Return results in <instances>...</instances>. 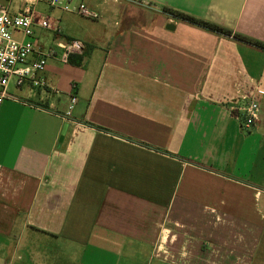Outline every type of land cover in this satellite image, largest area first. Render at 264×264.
Returning <instances> with one entry per match:
<instances>
[{"label": "crops", "instance_id": "1", "mask_svg": "<svg viewBox=\"0 0 264 264\" xmlns=\"http://www.w3.org/2000/svg\"><path fill=\"white\" fill-rule=\"evenodd\" d=\"M84 2L96 20L37 6L62 36L36 27V46L86 55L0 110V264L25 232L78 264H264V49L164 11L264 43V0Z\"/></svg>", "mask_w": 264, "mask_h": 264}, {"label": "built area", "instance_id": "2", "mask_svg": "<svg viewBox=\"0 0 264 264\" xmlns=\"http://www.w3.org/2000/svg\"><path fill=\"white\" fill-rule=\"evenodd\" d=\"M46 3L51 8L69 14L96 20L99 14L87 7L84 0H2L0 1V110L5 100H16L9 93L13 84L19 88L26 82L34 87L47 86L43 76L47 61L56 58L67 63L70 56H84L86 45L81 40L59 41L55 46L42 49L36 46L34 30L39 28L62 36L57 20L41 14L37 6ZM17 35V36H16ZM259 95H264L259 92ZM76 104L75 95L71 96L66 116H70ZM242 128L250 131L260 118L261 108L255 97H242Z\"/></svg>", "mask_w": 264, "mask_h": 264}, {"label": "rangeland", "instance_id": "3", "mask_svg": "<svg viewBox=\"0 0 264 264\" xmlns=\"http://www.w3.org/2000/svg\"><path fill=\"white\" fill-rule=\"evenodd\" d=\"M13 89L11 84L10 91ZM8 256V264H78L67 245L31 232H25L9 242Z\"/></svg>", "mask_w": 264, "mask_h": 264}, {"label": "trees", "instance_id": "4", "mask_svg": "<svg viewBox=\"0 0 264 264\" xmlns=\"http://www.w3.org/2000/svg\"><path fill=\"white\" fill-rule=\"evenodd\" d=\"M164 11L169 13L171 16H173L175 19H177L179 21L188 22V23H191L193 25H196L198 27H201L203 29H206V30H209V31H212L215 33L234 36L235 38L239 39L240 41H243V42H246L249 44H253V45H256V46L264 49V43H261L259 41L253 40L251 38H248V37L240 35V34H235V33L231 32L230 30H226V29H224V28H222V27H220L214 23L196 18L194 16H191L189 14H186V13H183L180 11L172 10L169 8H164ZM85 55H86V53H85ZM80 59H82V58H80ZM76 64H80V61L77 62Z\"/></svg>", "mask_w": 264, "mask_h": 264}, {"label": "water", "instance_id": "5", "mask_svg": "<svg viewBox=\"0 0 264 264\" xmlns=\"http://www.w3.org/2000/svg\"><path fill=\"white\" fill-rule=\"evenodd\" d=\"M64 133H65V130L63 131V133H62V136L64 135ZM63 138H61V140H62Z\"/></svg>", "mask_w": 264, "mask_h": 264}]
</instances>
